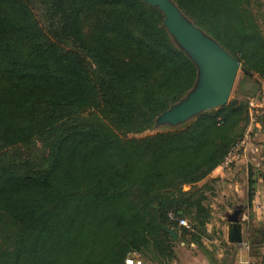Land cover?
<instances>
[{
    "label": "trees",
    "instance_id": "obj_1",
    "mask_svg": "<svg viewBox=\"0 0 264 264\" xmlns=\"http://www.w3.org/2000/svg\"><path fill=\"white\" fill-rule=\"evenodd\" d=\"M41 1L71 44L31 0H0V264L163 263L178 240L160 221L198 240L211 186L198 181L243 137L250 97L263 96L262 2L174 0L238 58L245 97L130 135L197 78L163 12L145 0Z\"/></svg>",
    "mask_w": 264,
    "mask_h": 264
},
{
    "label": "crops",
    "instance_id": "obj_2",
    "mask_svg": "<svg viewBox=\"0 0 264 264\" xmlns=\"http://www.w3.org/2000/svg\"><path fill=\"white\" fill-rule=\"evenodd\" d=\"M261 82L264 90V77ZM204 182L211 184L205 201L209 218L198 240L177 239L170 258L160 264H264V117L250 125L238 152L198 184ZM235 209L242 223L240 242L227 239V214Z\"/></svg>",
    "mask_w": 264,
    "mask_h": 264
},
{
    "label": "water",
    "instance_id": "obj_3",
    "mask_svg": "<svg viewBox=\"0 0 264 264\" xmlns=\"http://www.w3.org/2000/svg\"><path fill=\"white\" fill-rule=\"evenodd\" d=\"M145 1L159 7L164 15L163 25L197 66L194 85L178 101L162 110L157 115L158 121L171 124L183 122L199 111L227 102L236 72L241 67L238 58L195 24L174 0ZM239 212V209H235L227 214V239L232 242L242 241ZM160 225L173 241L178 239V231L161 221Z\"/></svg>",
    "mask_w": 264,
    "mask_h": 264
},
{
    "label": "rangeland",
    "instance_id": "obj_4",
    "mask_svg": "<svg viewBox=\"0 0 264 264\" xmlns=\"http://www.w3.org/2000/svg\"><path fill=\"white\" fill-rule=\"evenodd\" d=\"M260 2H262V5H260V3H258L256 12L259 16V19L262 23V25L264 26V0H260ZM31 6L34 9L37 17L39 18L41 24L43 25L44 28H46L50 34H54L56 36H58L59 39L63 44L68 45L71 44V42H69L67 39L63 38L60 36V32H59V26H60V19L57 16H52L47 8L45 7L44 3L41 0H31ZM256 6H254L256 8ZM244 73V69L242 67H239L237 72H236V76L230 91V95L229 98L232 96H238V97H245L244 94H242L240 91H238L239 88V82L240 79L242 78V75ZM249 74L252 75V77L258 78V75L255 72H249ZM261 79V78H259ZM158 116L155 117L152 125L146 129H144L141 132H137V133H129L130 135H143L146 133H151L157 130H163V129H168V128H174V127H178L183 125L184 123H187L193 116H191L190 118H188L187 120L183 121V122H179V123H175V124H171L168 122H161L158 121ZM174 250V249H172Z\"/></svg>",
    "mask_w": 264,
    "mask_h": 264
},
{
    "label": "built area",
    "instance_id": "obj_5",
    "mask_svg": "<svg viewBox=\"0 0 264 264\" xmlns=\"http://www.w3.org/2000/svg\"><path fill=\"white\" fill-rule=\"evenodd\" d=\"M263 95H264V90H263ZM259 113L264 114V99H263V97H261V98L250 97V99H249V121L247 123L244 135L240 140H238L229 149V151L227 152V154L224 157V160L229 159L230 157L234 156L235 153L238 152V149L244 143L245 136L248 133V128L250 127L251 124H253V122H255L257 120V115ZM169 216L173 219H176L180 225L190 227V222L188 221V219L186 217L176 216L172 212H169ZM124 264H143V259L140 256L128 254L124 258Z\"/></svg>",
    "mask_w": 264,
    "mask_h": 264
}]
</instances>
